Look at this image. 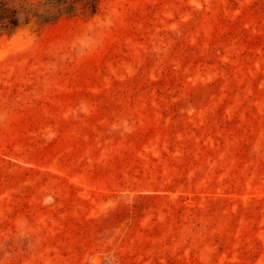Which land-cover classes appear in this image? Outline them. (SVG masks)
<instances>
[{"label": "rangeland", "instance_id": "obj_1", "mask_svg": "<svg viewBox=\"0 0 264 264\" xmlns=\"http://www.w3.org/2000/svg\"><path fill=\"white\" fill-rule=\"evenodd\" d=\"M0 1V264H264V0Z\"/></svg>", "mask_w": 264, "mask_h": 264}, {"label": "trees", "instance_id": "obj_2", "mask_svg": "<svg viewBox=\"0 0 264 264\" xmlns=\"http://www.w3.org/2000/svg\"><path fill=\"white\" fill-rule=\"evenodd\" d=\"M83 2L84 8H86L87 11L91 12L92 14H95L98 10V0H46L43 2V5H48L49 8L46 9V13L50 14L51 13V8H57L58 10H61L64 6L66 7H71L75 8L77 3ZM0 1V5H2ZM65 7V8H66ZM21 10L17 9H12L5 7L0 13V26L5 27V28H15L20 25L21 23ZM41 20H46L45 15H39Z\"/></svg>", "mask_w": 264, "mask_h": 264}]
</instances>
